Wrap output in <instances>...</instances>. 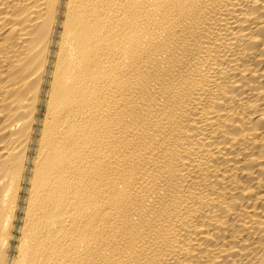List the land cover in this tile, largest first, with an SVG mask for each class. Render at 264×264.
<instances>
[{"label":"bare ground","instance_id":"6f19581e","mask_svg":"<svg viewBox=\"0 0 264 264\" xmlns=\"http://www.w3.org/2000/svg\"><path fill=\"white\" fill-rule=\"evenodd\" d=\"M0 264H264V0H0Z\"/></svg>","mask_w":264,"mask_h":264}]
</instances>
